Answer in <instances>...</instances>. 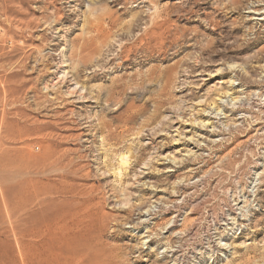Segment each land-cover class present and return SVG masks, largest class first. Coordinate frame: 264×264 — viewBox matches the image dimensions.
Instances as JSON below:
<instances>
[{
	"label": "rangeland",
	"instance_id": "rangeland-1",
	"mask_svg": "<svg viewBox=\"0 0 264 264\" xmlns=\"http://www.w3.org/2000/svg\"><path fill=\"white\" fill-rule=\"evenodd\" d=\"M23 262L264 264V0H0V264Z\"/></svg>",
	"mask_w": 264,
	"mask_h": 264
},
{
	"label": "bare ground",
	"instance_id": "bare-ground-1",
	"mask_svg": "<svg viewBox=\"0 0 264 264\" xmlns=\"http://www.w3.org/2000/svg\"><path fill=\"white\" fill-rule=\"evenodd\" d=\"M254 14H255V12H254ZM166 21H167L166 19H163L160 23L155 24V25L153 24L148 31H144V35L143 36L147 40V43L145 44L147 48H148V46L150 45L151 42H156L155 45H161L162 44L161 42H158L159 40H161L162 34H156L155 31L161 30L165 26ZM111 24L112 23H110V25ZM143 36H140L139 38L137 37V39L134 42H142V41H144ZM100 38H101V32H99V27L97 25L96 28H94V34L86 40V42L84 43V45L81 46V49L79 51V55H82L84 53L87 56L93 55L95 53V51H96V41L98 39H100ZM124 49H126V46H121V50L120 51L123 52ZM119 203H121V205L123 204L125 206H126V204H129L128 203V199H125V198L121 199L119 201ZM41 228H42V230H40V231H37V230L32 229L30 231H27L26 233H19L17 235L15 242H16V248L19 251L18 253H20L21 255L22 254L26 255L29 252H31V250L34 247L36 248L37 244L39 245L41 243L51 242V241L58 240L59 239V236L61 235L62 230H63V227H61V226H59L57 224L54 225L53 223L52 224L51 223H45V225H43ZM23 230H26V229L25 228L24 229L23 228L22 229L21 228L19 229V231H23ZM42 250L43 249H41V251ZM34 252L36 253V251H34ZM18 256H19V254H18ZM36 257H37V255H36ZM28 258H31V257L28 256ZM41 259H43V258H41ZM111 260H114V258L111 259ZM20 261H21V258H20ZM27 261H28V259H27ZM115 263H116V261H115ZM117 263H118V261H117ZM23 264H24V262H23Z\"/></svg>",
	"mask_w": 264,
	"mask_h": 264
}]
</instances>
